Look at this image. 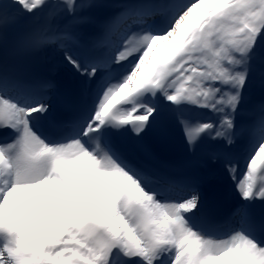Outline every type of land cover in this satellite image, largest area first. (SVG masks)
<instances>
[{"label":"snow or ice","instance_id":"1","mask_svg":"<svg viewBox=\"0 0 264 264\" xmlns=\"http://www.w3.org/2000/svg\"><path fill=\"white\" fill-rule=\"evenodd\" d=\"M104 6L0 0V264H264V94L245 103L264 0H143L81 31ZM121 22L122 46L102 51ZM48 55L73 87L31 63ZM161 101L187 153L176 164L143 144ZM216 168L242 199L223 222L202 191Z\"/></svg>","mask_w":264,"mask_h":264},{"label":"rangeland","instance_id":"2","mask_svg":"<svg viewBox=\"0 0 264 264\" xmlns=\"http://www.w3.org/2000/svg\"><path fill=\"white\" fill-rule=\"evenodd\" d=\"M105 7V6H104ZM112 8V7H111ZM108 8H105L104 12L105 13H108ZM118 12V10H116ZM94 14L98 15V16H103L102 14H97L96 12H93ZM123 22H121V25L116 28L115 30H113V36L111 37V40L113 41L111 43V46H121L123 44V40H122V37L124 35V31L125 29L123 28ZM129 37H131V33L129 32L128 33ZM262 56H264V51L261 52ZM262 63H264L262 60H258L256 62L255 65H262ZM262 78V76L260 74H258L255 70H254V79H253V82L249 85V88L250 90L249 91H252L253 94L255 95V97H260L261 95H259L257 92L254 91V86H257L256 88L261 90L260 87H259V80Z\"/></svg>","mask_w":264,"mask_h":264},{"label":"bare ground","instance_id":"3","mask_svg":"<svg viewBox=\"0 0 264 264\" xmlns=\"http://www.w3.org/2000/svg\"><path fill=\"white\" fill-rule=\"evenodd\" d=\"M116 1H117V0H116ZM104 10H105V8H99V9L95 10L94 12H96V13H98V14L106 15L107 13L104 14ZM109 13L111 14V16H112V15H115V14L118 15L116 9H113V8H109V9H108V14H109ZM120 25H121V23L116 24V25L114 26V30H115L116 28H118ZM112 42H113V41H112L111 39L108 40V41H105L106 44H111ZM121 46H122V45H121ZM106 47H107V46L105 45L104 48H106ZM58 70H61V71H64V72H65L64 75H65V78H66L68 81H72V82L75 81V77L72 76V75L70 74L69 70L67 71V67H64V66L61 65V67H60ZM256 87H257V86H254V87H253V88H254V91L257 92L259 95L262 96V94H264V93H262V91L259 90V89H257ZM248 90H250L249 87H248ZM249 92H250V93H253V92H251V91H249ZM250 93H249V94H250ZM261 96L258 97V98H261ZM160 104H161V106H163V105L166 106V105H167L164 101H161ZM205 111H206V110L203 111V114H204V115H207ZM221 175H222V182H223L224 184H226V183H227L228 176L225 175V174L223 173V171L221 172ZM241 175H243V173H242Z\"/></svg>","mask_w":264,"mask_h":264}]
</instances>
